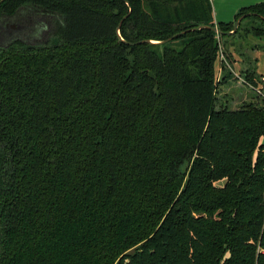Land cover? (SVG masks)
Returning <instances> with one entry per match:
<instances>
[{
  "label": "trees",
  "instance_id": "trees-1",
  "mask_svg": "<svg viewBox=\"0 0 264 264\" xmlns=\"http://www.w3.org/2000/svg\"><path fill=\"white\" fill-rule=\"evenodd\" d=\"M24 9L61 21L0 46V264H264V1L0 0Z\"/></svg>",
  "mask_w": 264,
  "mask_h": 264
},
{
  "label": "rangeland",
  "instance_id": "rangeland-1",
  "mask_svg": "<svg viewBox=\"0 0 264 264\" xmlns=\"http://www.w3.org/2000/svg\"><path fill=\"white\" fill-rule=\"evenodd\" d=\"M24 14H31V22H32V28L26 27L24 28V32H21L20 34H24L26 38V42L28 43H37V42H43L47 38H50V35L53 33V29L57 24V21H61V18L56 15H51L42 13L40 11H28V9H24ZM22 36V35H21ZM249 40L253 43H258L262 47H264V38L261 40L256 38H249ZM9 39H4L3 41H0V45H5ZM232 49V48H230ZM243 51L248 52V49H245L244 47L241 48ZM258 54H257V53ZM251 55H257L258 58V73L263 77L264 79V49L258 50V51H249ZM234 60L231 64L236 73L239 74L240 69L245 68L246 64L244 63V60H242L241 56H238L237 53H234ZM233 57V56H232ZM253 57V56H252ZM216 67V74L217 76H221L220 71V58L216 59L215 62ZM258 92L257 90H254L249 84H242L241 76L239 78L230 79L228 82L224 83L219 87L218 90V97L221 99V102L225 103L227 102L228 106L230 108H237L239 107L243 102H248V100H254L253 95ZM223 183L222 180H218L216 184L221 185Z\"/></svg>",
  "mask_w": 264,
  "mask_h": 264
},
{
  "label": "flooded vegetation",
  "instance_id": "flooded-vegetation-1",
  "mask_svg": "<svg viewBox=\"0 0 264 264\" xmlns=\"http://www.w3.org/2000/svg\"><path fill=\"white\" fill-rule=\"evenodd\" d=\"M46 14H48V13H46ZM51 15L52 14H50V16ZM54 15H56V14H54ZM56 16H58V15H56ZM31 17H32L31 14L27 15V14L22 13V11H18L13 16H5V15L0 16V41L1 40L3 41L4 39H7V38L9 39L8 42H11L14 39H21L22 41H25L26 38L23 37L25 35L20 34V33L21 32L23 33L24 28H26V27L32 28ZM19 30H21V32H19ZM53 31H54V29H53ZM47 39H49V38H47Z\"/></svg>",
  "mask_w": 264,
  "mask_h": 264
},
{
  "label": "crops",
  "instance_id": "crops-1",
  "mask_svg": "<svg viewBox=\"0 0 264 264\" xmlns=\"http://www.w3.org/2000/svg\"><path fill=\"white\" fill-rule=\"evenodd\" d=\"M210 1L212 3V13L214 14V20L216 22H229L234 20L236 15L235 13L240 8L246 7L248 5L260 3L263 2L264 0H210ZM256 66L258 72V67H259L258 58H257Z\"/></svg>",
  "mask_w": 264,
  "mask_h": 264
},
{
  "label": "water",
  "instance_id": "water-1",
  "mask_svg": "<svg viewBox=\"0 0 264 264\" xmlns=\"http://www.w3.org/2000/svg\"><path fill=\"white\" fill-rule=\"evenodd\" d=\"M239 22H240V19H237L236 21H234L232 30H230V31L227 32L226 34L234 33L236 27H237L238 24H239ZM205 27L208 28V29H210V30H213L214 32H217L218 34H222V33H223V32H221V31H220L215 25L205 26ZM197 28H201V26H199V27H197ZM177 35H178V34H177ZM177 35H174V36H172V37H170V38L163 39V40H159V41L149 40V42H151V43H158V44H159V43H164V42H168V41L172 40L173 38L177 37ZM124 41H125V40H124ZM125 42H127V41H125ZM127 43H129V44H133V43H131V42H127Z\"/></svg>",
  "mask_w": 264,
  "mask_h": 264
}]
</instances>
